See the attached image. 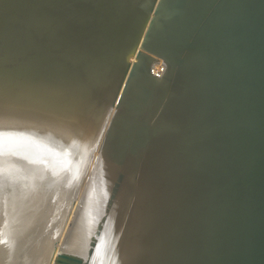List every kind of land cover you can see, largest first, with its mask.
Here are the masks:
<instances>
[{
  "label": "bare ground",
  "instance_id": "6f19581e",
  "mask_svg": "<svg viewBox=\"0 0 264 264\" xmlns=\"http://www.w3.org/2000/svg\"><path fill=\"white\" fill-rule=\"evenodd\" d=\"M0 264H264V0H0Z\"/></svg>",
  "mask_w": 264,
  "mask_h": 264
},
{
  "label": "rangeland",
  "instance_id": "374dc122",
  "mask_svg": "<svg viewBox=\"0 0 264 264\" xmlns=\"http://www.w3.org/2000/svg\"><path fill=\"white\" fill-rule=\"evenodd\" d=\"M152 57H154V56H152ZM151 56H150V60L151 61H154V62H151L150 61V63H152V64H148L149 66H148V68H147V72L149 73H152V74H154V75H156L157 77H162L163 75L160 73V71L159 70H162V67H160L161 65H162V62L160 61V59H157L156 57L155 58H152ZM157 59V60H156ZM155 60L156 61H159V63L158 62H156L155 63ZM154 63V64H153ZM155 64H156V66H158V71H156L157 70V67H154L155 66ZM159 64H161V65H159ZM151 65V66H150ZM154 65V66H153ZM154 67V68H153ZM149 68H151V70L149 69ZM155 69V70H153V69ZM153 70V72H151ZM149 73V74H150ZM156 73V74H155ZM160 73V74H159ZM152 74H150V75H152ZM154 75H152V76H154ZM159 75V76H158ZM161 75V76H160ZM73 149H75V148H73ZM71 150V146L70 145H61L60 144V142L59 141H57V142H53V143H50L49 145H44L40 150H39V152L41 153V154H43V153H52V152H55V154L58 156L59 155V158L60 159H62V160H69L70 159V154H66V153H68L69 151ZM71 153H72V151H71ZM68 165L67 164H64V167H67Z\"/></svg>",
  "mask_w": 264,
  "mask_h": 264
}]
</instances>
